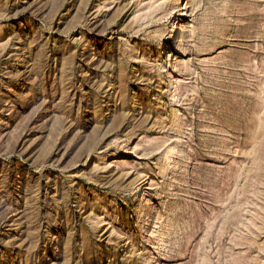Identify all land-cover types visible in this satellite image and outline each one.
Segmentation results:
<instances>
[{
    "label": "rangeland",
    "instance_id": "obj_1",
    "mask_svg": "<svg viewBox=\"0 0 264 264\" xmlns=\"http://www.w3.org/2000/svg\"><path fill=\"white\" fill-rule=\"evenodd\" d=\"M177 1L0 0V264H264V0Z\"/></svg>",
    "mask_w": 264,
    "mask_h": 264
},
{
    "label": "bare ground",
    "instance_id": "obj_2",
    "mask_svg": "<svg viewBox=\"0 0 264 264\" xmlns=\"http://www.w3.org/2000/svg\"><path fill=\"white\" fill-rule=\"evenodd\" d=\"M183 3H184V0H178L177 1V3H176V7H180L181 5H183ZM182 14V13H181ZM181 14H179V19H177L176 21H174V31L173 32H177V33H179L180 31H181V28H180V26H179V23H180V21H181V18H182V16H181ZM169 150V152H172L171 150H172V147L171 148H169L168 149ZM168 154V153H167ZM169 154H171V153H169ZM169 156V155H168ZM166 161H165V164L167 163V160L168 159H165ZM170 162V161H169ZM167 165V164H166Z\"/></svg>",
    "mask_w": 264,
    "mask_h": 264
}]
</instances>
